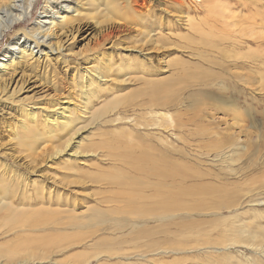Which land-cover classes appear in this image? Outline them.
<instances>
[{
    "label": "rangeland",
    "instance_id": "374dc122",
    "mask_svg": "<svg viewBox=\"0 0 264 264\" xmlns=\"http://www.w3.org/2000/svg\"><path fill=\"white\" fill-rule=\"evenodd\" d=\"M80 1L82 14L70 12L74 18L79 17L72 22L73 26L76 22L79 24V30L73 38L61 35L62 50L50 55L49 66L46 67L48 62L45 60L37 68L35 64L15 65V70L6 76L8 84L0 92V188L5 191L1 189L0 195L6 193V199L13 201L11 211L9 207L0 211V264H22L26 259H35L26 264H264V67L256 65L257 61L251 58L253 54L255 58L258 57L256 54L261 55V51L263 55L264 45L258 47L257 40L244 36L242 40L248 43L241 42L242 45L236 46L238 49H230L227 42H222L214 49L210 47L211 50L205 44V41L210 43L208 40L195 42L190 35L188 39L173 35L159 38L157 29L150 32L151 37L144 35L145 28L152 29L158 24L162 33L168 34L165 30L167 25L176 32H186L180 20H185V14L173 9L166 0H138L131 4L134 11L125 4L126 0H112L116 2V10L110 16L102 14L105 0ZM222 2L245 17L257 12L259 18L263 13L264 0H258L256 6L249 0ZM43 3L44 0L37 1L32 15L22 22L24 28L33 25ZM188 3L190 6L183 5L184 12L188 10L196 18L204 17L206 9L199 0H189ZM165 8L170 10L169 14ZM247 19L244 21L250 25L251 20L249 24ZM96 20L100 21L99 26H114L112 35L105 38L102 34L97 35L94 29ZM17 28L6 33L0 41V57L15 38L14 33L19 31ZM16 34L19 35L18 32ZM213 35L220 36L217 33ZM203 38L209 36L204 35ZM196 46L204 51L189 54L190 47ZM225 49L232 54L240 52L241 57L236 53L238 58L233 59L235 55L229 54L230 58ZM139 51L146 55L144 61ZM246 53L248 57H243ZM98 60L105 67L102 78L105 81L100 89L107 99L116 96L109 108L111 113L108 112L101 120L85 113L86 99L78 89L80 76L86 73L85 68L92 67ZM57 98L62 102L70 100L66 112L74 122L69 127L71 130H66L61 138L51 139V142L60 144L70 132L81 128L73 143L82 144L78 149H75V143L69 145L67 153L94 149L100 159L97 162L91 154L87 155L86 164L78 166L79 176L68 168L66 155L54 159L46 150L35 156L36 152H41L42 144H32L31 148L25 145L33 141L31 137L38 129L24 130L20 126V120L29 125L28 120L21 116L20 108L24 106L31 116L35 113L40 121L46 112L61 110L57 106L51 108ZM161 98H173L172 101L169 99L173 105L160 107L157 104ZM219 99L224 101L219 103ZM143 102L153 105L150 110L167 113V117L160 121L162 126L147 125L152 123L148 115L143 114L148 109L138 107ZM231 104L236 108V118L232 117L233 112L226 111ZM116 111L127 119L107 121L116 116ZM174 125L177 129H173ZM44 130L41 127L40 131ZM232 137L238 138L241 145L250 147L247 152L240 151L235 155L236 148L228 144ZM215 144L222 147L218 149ZM140 152L150 154L155 160H163L168 167L172 163L180 165L184 180L180 175L175 177L179 179L177 183L169 177L165 179V184L173 186V191L191 184H217L223 186L225 193L232 191L226 193L228 202L226 198L214 202L207 197L202 200L205 206L192 208L181 217L177 216L181 209L177 210L175 218L165 219L163 225L144 217L143 222L132 224V232L127 225L117 227L109 221L92 222L89 218L94 216V212L88 207L97 206L104 212L105 219H109L118 217L115 211L125 213L123 209L129 205L134 207L129 209L130 216L137 217L132 211L142 209V202L130 203L133 199L127 198L131 189H140L150 182L152 185L150 189L146 187L144 194L154 193L156 180L150 181L153 179L135 173L122 161L123 156H128L125 159L129 160L131 153L135 156ZM26 161L29 163L23 164ZM97 163L110 173L97 170ZM13 170H19V177ZM131 175H139L140 182ZM115 176L125 178L122 182L124 188L118 187ZM38 185L44 186V205L40 201L41 188ZM13 186L19 188L16 190ZM59 194L58 206L56 198ZM29 197L36 202L38 200L30 204V209L37 212L32 215L23 213L21 218L11 219L18 216L14 215L17 205V208L28 206ZM181 197L184 206L197 203L189 196ZM41 204L44 208L40 210ZM73 206L72 213L65 212V208L70 210ZM145 206L151 207V200ZM53 209H58L60 214ZM49 211L53 212L50 214ZM67 215L75 216L73 222L89 225L64 231L48 225L51 216L52 219L58 218L56 223L59 224L66 221ZM31 221H36L38 226L35 232L27 230ZM18 225L23 227L22 230L14 228ZM8 229H13L11 234L2 235L1 232ZM28 238L31 239L27 241ZM27 248H31V256H22V250ZM40 249L46 251L41 252Z\"/></svg>",
    "mask_w": 264,
    "mask_h": 264
},
{
    "label": "bare ground",
    "instance_id": "6f19581e",
    "mask_svg": "<svg viewBox=\"0 0 264 264\" xmlns=\"http://www.w3.org/2000/svg\"><path fill=\"white\" fill-rule=\"evenodd\" d=\"M37 1L38 0H0V41L4 38L6 33L11 31L12 29H16L17 26L19 27V28H17V30H19V31H16V32H18L19 35H17L16 32L14 33L16 35L15 38L12 40L11 43L8 44V46H6V48L4 49V51L2 52L1 57H0V80H1L0 81V83H1L0 92L3 91L6 87V85L8 84V83H6V81H8V80H6V76L9 77V75H10L9 73L11 71L13 72L15 70V65L24 64L25 66H28V65L31 66V65L35 64L36 68H37V66H39L40 63H43L45 60L46 62H48V65L46 66V67H48L49 62H50L49 61L50 55H52L54 53V51L60 53V51L62 50V46H63L62 42L63 41H62L61 35H63L64 37H67L68 35H70L71 38H73L74 34L77 33V31L79 30V27H80L79 24L76 22V25L73 26L72 22H74L73 20H79V17L74 18L73 17L74 15H81L82 14V4L80 3L81 2L80 0H44L43 5L41 6V10L39 11L38 15L36 16L33 25L30 28H24L22 26V22L27 17H30L32 15V10L34 9V6L36 5ZM137 1L138 0H126L125 4L126 5L128 4L131 7L132 11H134V8L131 6V4L134 2H137ZM166 1L169 2V5L172 6L173 9H179V10H181L182 14H185L184 15L185 20H183V19H180V20H182L181 25L186 30V32L185 33H180V31L176 32L167 25L165 27V30L168 31V34L162 33V30H161L162 28L158 24L156 27H154L152 29H147L144 27L145 28V34L144 35H148V37H151L150 32L153 30H156V29L159 30V32H160L159 38H161V36H166L168 38L170 35H173V36H176L179 38L188 39L189 35H190V37H192L195 40V42L203 43V40H208L210 43L205 41V44L209 48L212 47L213 49H214V47L216 48V47H218V45L222 44V42L223 43L227 42L229 48L230 47H232V48L236 47L241 42L248 43L247 40H242V38L244 36H246V37L248 36L249 38L252 37V38H254V41L257 40V42H259L258 47L259 46L262 47V45H264V8H263V13L260 15L259 18H257V12L255 14H251V15H248L247 17H245L244 14L242 15L241 12H237V13L233 12V10L230 8V6L227 3L225 5H223L222 0L221 1L220 0L219 1L218 0H199L201 2L200 5L204 6V8L206 9V14L202 18H196V16L194 17V15L193 16L190 15L188 13V10L186 12H184V10H183L184 9L183 5H189L190 4V3H188L189 0L188 1L187 0H166ZM257 1L258 0H249L250 4L255 5V6L258 3ZM145 3H146V1H144L143 4H145ZM262 5H264V3ZM193 7H195V6H193ZM115 10H116V2L115 1L113 2L112 0H105L104 12H102V14L107 13L106 16H110L109 14L113 15L112 13ZM164 10L167 14H169L170 10H167L166 8ZM190 10H192V9H190ZM193 10H194V8H193ZM250 11H252V10H250ZM70 12L71 13L74 12V15H72L73 13L71 14ZM98 14H99V12H98ZM210 15H214V16H212L210 19L209 18ZM245 18L246 19L248 18L247 19L248 23L250 22L249 20H251V24L249 23L250 25H248L247 22L245 23V21H246V20L244 21ZM140 19L142 20V18H140ZM95 23L97 24V26L94 27V29H95L97 35L102 34L104 38L112 35V29L114 28V26H112L111 24H101L102 26H99L98 24H100V21L98 22L97 20L95 21ZM244 24H245V26H244ZM180 29H182V27H180ZM58 31H60V32L57 33ZM193 33H197V34L194 35ZM216 33L220 34V36L213 35ZM204 35H208L209 38L204 39L203 38ZM214 38H216V39H214ZM240 45H242V44H240ZM203 51H204L203 49L202 50L198 49L197 46L196 47H190L189 54H192L194 52H203ZM225 51H227V49H225ZM227 52H228L227 55L230 54L232 56L235 55L236 53H239L240 57H241V54H242V53L236 52V51H235L236 53L232 54L230 52V50ZM251 52H250V54H251ZM140 53H141V51H139V54ZM239 54L237 56L235 55V57L233 56L234 57L233 59H235L236 57L238 58ZM247 54L248 53L244 54L245 56L243 55V57H248V56H246ZM140 55L143 56L141 59H142V61H144L146 55H142V54H140ZM230 55L228 57H230ZM256 55L258 57L255 58L254 54L251 57L252 59H254L253 61H257V64L255 62L254 63L260 67H262V66L264 67V53L262 55V51H261L262 56L260 54H259L260 56L258 54H256ZM230 58H232V57H230ZM247 60H249V59H247ZM45 65L43 64L42 66L45 67ZM104 69H105V67H103L99 63V60L97 61L96 64L92 65V67H90V66L86 67L85 68L86 73L83 74L84 75L83 77L80 76L81 81H80V85L78 87V89L81 93V96H83L84 99H86L85 106H83V107L85 108V110H87L89 112L86 111L85 113H88L89 117L99 118L100 120L102 118H104L108 114V112L111 113L112 109H109V108L112 106L113 101L116 100V96H113L110 99H107V97H105L106 94H104L105 92L102 93V90L100 89V86L103 84L102 82L105 81V80H102V78L104 77V74H103ZM257 72H258V70H257ZM251 73H253V71ZM262 74H264V73L262 72ZM261 76L263 77V75H261ZM237 77H238V75H237ZM241 80H242V78H241ZM262 80H264V79H262ZM262 83H264V82H262ZM157 86L158 85H155V87H157ZM113 98H115V99L113 100ZM169 99L171 101L173 100V98H164V99L161 98V100L158 102L157 105L162 107V106H165L166 104H168V105L172 104V102L169 101ZM60 101H61V99L57 98L54 101V103L52 104L51 108H53L54 106H57L61 110L59 112H57V111L55 112L54 111L55 109H52L51 111L46 112L43 115V117H41L40 121H38V118H37L35 113L32 114V116H31L24 109V106H22L23 108L22 107L20 108L21 109V116L26 118L28 120V124H29V125H27L23 120H20V126L24 130H29L30 128H37L38 129L37 131H35L33 133L32 137H31V138H33V141H31L29 143H25V142H23V143H25V145H27L29 148H31L32 144H35V143H37L36 145L42 144L41 148L39 149V150H41V152L40 153L36 152L35 156L40 155L42 153V151L45 152L46 150H48L50 157H53L54 159L60 155H63V154L66 155V157H67L66 159L69 160V162L67 163L68 168L73 169L74 173L78 174V176H79V175H81V173H79L78 166L86 164L85 159H86L87 155L91 154L93 157L96 158L95 160L97 162H99L100 159H99L98 153H96L94 151V149L93 150L91 149L89 151L88 150H79V151L75 150L74 152L67 153V149H68L69 145H72L75 143L77 145V147H75V149L76 148L78 149V147H80V145L82 144V143L80 144V142H77V143L74 142L73 143V139L78 134V131L81 128L80 129L76 128L72 133L70 132L69 136L66 139H64L63 141H61L60 144H56L54 142H51V139L61 138L62 136H60V135H63V133L66 130L67 131L71 130V129H69V127L74 122V121L73 122L71 121V119H70L71 116L68 115L69 114L68 112H66L69 110L68 105L70 104V100L67 99V100H64L63 102L62 101L60 102ZM95 101H97V102H95ZM117 101H119V99H117ZM221 101L223 102L224 100L219 99L218 102L220 103ZM95 104H96V106H95ZM152 106L153 105H150V103H147V102H143V103H140L138 105V107H140V109H143V110L148 109V111L144 112L143 114L148 115L149 120H151L152 123L147 124V122H146V124L148 126H155L156 127V126L163 124L160 121L167 117V113L162 112V111L150 110L149 108H153ZM235 109H236L235 106H233L231 104V106H227L226 111L228 110V111H230V113L233 112L232 117L236 118ZM85 113H83L84 116H85ZM58 115L60 117L59 119H57ZM122 119H127V117H124L123 115L121 116L120 112L116 111V116L114 118L108 119L107 121L112 122V121H118V120H122ZM36 122H38V123L36 124ZM166 123H167V121H166ZM143 124H145V123H143ZM165 125L167 126L168 124H165ZM41 127L44 128L45 130L40 131ZM172 127H173V129L175 127L177 129L176 125H174ZM172 134H174V133H172ZM218 136H219V133H218ZM176 137H177V135H176ZM216 137H217V135H216ZM227 139L229 140V138H227ZM216 141L218 142V140H216ZM224 141H226V139L223 140V142ZM228 144H229V147L231 145V147L233 146L232 148H236V151L234 152L235 155L238 154L240 151H242V152L246 151L247 152L248 148H250V147H246L244 144L241 145L238 138L236 139L234 137H232L229 140ZM226 146L228 147V145H226ZM211 147H212V145H211ZM221 147H222V145H220V144L216 145V148H218V149ZM218 151H220V150H218ZM226 152H227V150L224 153H226ZM224 153L222 154V157H223ZM219 154H221V153H219ZM130 156L131 157H129V160L125 159L128 156H123L122 161L124 163L128 164V166H130V169L135 171V173H137V174L140 173V175H142L146 179L152 178L153 180H150V181L156 180V184L153 185V188L155 189L154 193L144 194V191H147L146 187H149L152 185L150 182L147 183L146 186H143L140 189H137V190H135L133 188L131 189L130 195L127 198V199H129V198L133 199V200H130V203H135L136 201L142 202V203H140V206L142 209H138L137 212L132 211L133 213H136L138 215L137 217H131L130 216L131 212L129 211V209L132 210L134 207H131L129 205H125L126 208L123 209V210H125V213H122V212L118 213L117 211H115L118 214V217H116V218L111 217L109 219H105L104 212L100 211L97 206L88 207L89 210L94 212V216L90 215V218H89L92 222H94L95 220L96 221L99 220L101 222L102 221H109V222H111V224H113L114 226H117V227H120V226L124 227L127 225L130 228V232H132V231H134L132 229V224H134L136 222H143L144 217L149 219V220L152 219L154 221H157V222H159L160 225H163V221H165V219L175 218V211H177V210L181 209V214H177V216L181 217L183 213L189 212V210L192 208H198L201 206H205L204 202H202V200L206 199L207 197L208 198L210 197L211 200L213 199L214 202H217L220 199H222L221 201H224V198H226L227 202H228V198H227L226 193H231L232 191L230 190L231 192L225 193L224 192L225 190L222 188L223 187L222 185L219 186L216 184V185H207L206 186V185H201V184H196V185L191 184V185H187L186 188L181 187V189L179 188L176 190L174 188L175 191H173V189H171L173 186L168 187L165 184V179L167 177H169L172 181L175 180L174 182L177 183L176 180H179V179H175V177H177V175H180V177L184 176L183 172L181 171L182 169H181L180 165H178L176 163H172V165L168 167V163L164 162L161 159L155 160L156 158L153 159V157L150 156V154L145 153V152H140V154L135 155V156H133L131 153ZM230 158H232V157H230ZM28 163H29V161H26L23 164L27 165ZM113 165H115V163H113ZM96 167L98 168L97 170H99V171H103V172L108 173V174L110 173L109 170L107 171V169L103 168L104 166H102V165L100 166L98 163L96 164ZM222 168H221V170H223ZM223 171H226V170H223ZM231 171H234V170H231ZM11 172H12V169H11ZM13 172H14V170H13ZM14 173H16V175L18 174V177H19V174H20L19 170H15ZM234 175H235V173H234ZM138 176L135 177L134 175L133 176L131 175V178H134L136 181L140 182V180H139L140 177H138ZM197 176H199V175L197 174ZM180 177H178V178H180ZM182 177L180 179L184 180V178H182ZM114 178H115L116 182L119 183L118 187H120V188L125 187V185L122 183L125 180V178L123 176H120V177L115 176ZM2 179H3V175H2ZM157 180H159V181H157ZM180 182H181V180H180ZM180 184H178V186ZM38 186H40L39 188H41L39 197H40L41 203L43 204L44 198H45L44 194H43V187L44 186L43 185H38ZM180 186H182V185H180ZM1 187H2V184H1ZM4 187L6 188V186H4ZM13 187H15V186H13ZM8 188H10V187H8ZM17 188H19V187L17 186ZM17 188H16V190H17ZM24 188H25V191L27 192L28 191L26 189L27 185ZM143 188H145V190H143ZM1 189L2 188H0V190ZM48 189H51L50 186L48 187ZM149 189H150V187H149ZM16 190H15V192H16ZM48 191L50 192V190H48ZM228 191H229V189H228ZM3 192H5V191L3 190ZM185 195L191 197L192 201L196 200L195 202H197V203H195L194 206H192V205L184 206L183 204H181L182 201H181L180 197L185 196ZM235 195H236V193L232 194V197L233 196L235 197ZM0 196H1L0 197V211H3V210H5L4 208H8V207L10 208L9 210L11 211L13 209V201L8 200L9 198L6 199V193H4V194L2 193V195H0ZM48 196H49V194H48ZM228 197H230V196H228ZM60 198H61L60 194L57 195L56 204L58 206L60 205V201H59ZM181 198H184V197H181ZM24 199H25V197H24ZM48 200L50 202L51 199L49 198ZM149 200H151V207L145 206V205H147V202H149ZM31 201H33L35 203L38 202V200L36 202V200H33L31 197H29L27 200L28 206H24V207L22 206L21 208H17L18 205L17 206L15 205L16 209L14 211V215H18V216L11 218V219L21 218L23 213H24V215H32L33 213L37 212V211L33 212L34 209H32V210L30 209V204H32ZM20 204L24 205L25 202H21ZM42 204L39 208L40 210L43 207ZM153 205H154V207H152ZM128 206H129V208H128ZM39 209H38V211H40ZM74 209H75L74 206L70 210L65 208V212L72 213V211ZM54 210L56 211V213L58 212V214H60L58 209H53V211ZM47 211H48V209H47ZM49 212H50V214L52 213L51 211H49ZM53 216H56V214H54ZM53 216H51V217L49 216L50 218H48V216H45V218H48L49 220H51V222L48 224V225H50V227H52V228L56 227L59 231L60 230L64 231V229H67L70 227H71V229H74V228L77 229L79 227H84L86 225H89L88 223L82 224V222H80L81 223L80 224L79 222H73L72 219L75 218L74 215H71V216L67 215L66 221L65 222L62 221L63 223L59 222V224H58V223H56L58 218L52 219ZM60 220H62V219H60ZM115 221H117V223H115ZM99 224L101 225L100 222H99ZM81 225H84V226H81ZM107 227L111 228V225H108ZM14 228H16L17 230H22L23 227L18 225L17 227H14ZM13 229H8V230H5V232H1V233H2V235H6L5 233L11 234L10 232H12ZM27 230L29 232L37 231L38 226L36 225V221L29 222V224L27 225ZM17 236L19 237L20 235H17ZM30 239L31 238H28L27 241H29ZM238 239H239V237H238ZM40 251L43 252L46 250L40 249ZM31 253H32L31 248H27V249L22 250V256L28 257V256H31ZM4 256H6V255H4ZM45 257H48V256L46 255ZM32 260H35V259H26V260H23V263L22 262L21 263L26 264L27 261H32ZM39 263H41V262L39 261ZM3 264H6V263H3Z\"/></svg>",
    "mask_w": 264,
    "mask_h": 264
}]
</instances>
